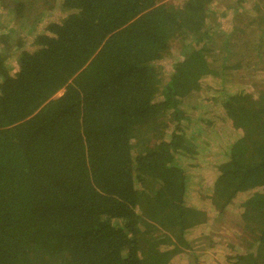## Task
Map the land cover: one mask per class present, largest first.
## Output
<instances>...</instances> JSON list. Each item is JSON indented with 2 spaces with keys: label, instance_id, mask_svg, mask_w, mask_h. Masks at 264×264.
<instances>
[{
  "label": "trees",
  "instance_id": "16d2710c",
  "mask_svg": "<svg viewBox=\"0 0 264 264\" xmlns=\"http://www.w3.org/2000/svg\"><path fill=\"white\" fill-rule=\"evenodd\" d=\"M212 1L0 0L13 16L0 44L17 55L14 71L0 50V264H187L232 207L253 244L225 264H264V86L211 93L229 140L212 181L181 163L197 153L183 100L243 65L223 42L210 68ZM55 7L66 16L39 29ZM263 46L264 29L243 52Z\"/></svg>",
  "mask_w": 264,
  "mask_h": 264
},
{
  "label": "rangeland",
  "instance_id": "374dc122",
  "mask_svg": "<svg viewBox=\"0 0 264 264\" xmlns=\"http://www.w3.org/2000/svg\"><path fill=\"white\" fill-rule=\"evenodd\" d=\"M166 2L177 4L179 0H166ZM4 6L0 7L1 34H6L7 29L13 26L12 13L6 7V4ZM256 7L261 10L264 7V0L212 1L208 12L210 13L208 15L209 27H212L209 45L211 53L208 58V63L212 64L210 68L216 71L221 68L223 64L222 57L227 55L224 52L223 42H230L237 50L228 54V62L226 64L235 65L238 60H242L243 65L241 69H229L226 73H219L222 79L207 76L201 82L199 90L193 92L192 95L185 98L182 102L187 107H195L193 111L191 109L193 122L186 129V137L193 139V149L197 153L192 158L186 157L189 159L181 156V163L189 167L185 169L188 174L199 171L200 173H196L204 175L206 182L212 181L213 170H215L217 163L223 161L226 154L222 150L223 148L225 150L226 144L229 142L226 133L222 130L224 128V124H222L224 115L221 116L222 111L220 106L210 102L211 93L216 90V86L218 88L220 85L226 93H232L238 88H240L239 90L247 89L252 82L260 83L257 87L260 90L264 86V46L258 55H256L253 49H251L254 52L253 55L243 52L244 50H249L252 40H256L264 29V22L262 25H259L257 18L259 14ZM65 16V13H61L60 9L55 7L54 10L45 15L39 29H42L50 22H59ZM241 44L246 45L240 47ZM12 45L10 43L6 45L0 44V50L5 55H10L8 62L12 70L15 71L17 67L14 60L17 55ZM22 50L30 51V44L26 42ZM180 59L181 56L178 48L173 46L169 58L158 62L164 82L169 79L172 73V64ZM243 59L247 61H243ZM221 80H225L224 86ZM237 85L242 87H237ZM208 121L213 123L212 125L214 126L209 127ZM171 129V126H169L167 132L170 133ZM199 141L204 142V144L197 146ZM197 148H199V151ZM193 165H196L194 171H192ZM237 212L238 209L236 208H226L214 219L212 217L213 221L205 235L191 242V246L187 251V264H194V258L199 264H225V256L228 254L229 247L239 246L245 248L247 247V243L253 244V239L244 231L243 222H241L240 214ZM211 213L214 215L215 212L211 209ZM256 246L254 244L253 249H256ZM234 252L235 250L233 254Z\"/></svg>",
  "mask_w": 264,
  "mask_h": 264
}]
</instances>
